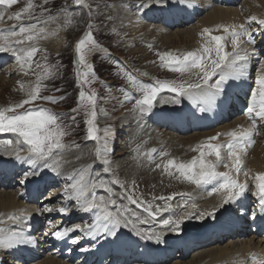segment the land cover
<instances>
[{"label":"snow or ice","instance_id":"snow-or-ice-1","mask_svg":"<svg viewBox=\"0 0 264 264\" xmlns=\"http://www.w3.org/2000/svg\"><path fill=\"white\" fill-rule=\"evenodd\" d=\"M47 2L48 0H44V3ZM17 3L18 0H0V6H2L0 20H3L6 10ZM74 4L78 7L90 8L88 0H74ZM190 7H193V5L188 3L187 0H142L140 4L136 5V10L143 18L146 15V11L165 14L172 11H187ZM33 8L32 0H28L27 6L21 11L8 15V20L35 19ZM44 11L47 10L44 9ZM252 21H256L261 27H264V19H257L253 16L248 22L251 23ZM40 23L41 21L37 20L36 23L21 24L17 30H12L7 35L0 34V53H11L25 75H27L28 70L32 69L34 57L40 49L35 43H30L24 48H14L12 43L24 45L26 41L38 42L41 38H48L45 29L38 26ZM43 23H47V21L45 20ZM87 27L88 31L75 44L76 60L74 64L78 67L76 76L78 86L81 88L78 102L81 104L86 102L85 106L90 107L89 118L85 121L87 136L89 140L94 141L96 144L94 155L96 160L101 163L103 173L111 174V161L107 159L108 129L104 130V137H100L97 134L99 131L96 125L97 96L95 92L88 93L84 88L85 85L90 83L89 78L94 77V65L87 62L86 54L93 51L106 52L107 49L101 48L94 39L92 34L93 25L89 23ZM221 29L227 34L226 36L211 35V30L205 28L201 33L204 43L196 51H188L182 55H175L171 52L158 54L161 63L168 71L183 74L193 69L198 70L197 81L186 84H177L175 81H157L155 85L147 86L138 84L131 75L127 77V80L133 85H137L138 90L142 92V98L136 100V110L141 116L153 109L157 97L162 92L173 93L176 97V104L181 102L180 98H186L201 113H205L215 109L218 103L223 102V98L227 94L226 86L230 81L239 82L247 79L250 61L255 56V52H249L247 48L242 47V38L246 37L249 44H254L255 38L252 32L243 24L239 26H221L216 31ZM52 35H55V33ZM12 38L17 39L13 40ZM229 39L231 44L230 53L225 50L226 42ZM46 59L45 57L44 64L36 63V67L42 71L37 75L34 87L28 91V98L14 107L0 109V134H14L18 138L16 143L20 144L22 142L23 145H26V150L29 153L25 157L20 155L23 149H13L17 162L28 163L32 166L30 171L23 173L21 183L29 182L32 177H40L43 180L42 172L51 171L58 176L61 175L60 156L65 148L68 147L62 142L63 138L68 135L65 131L68 126H62L58 123L60 118L50 113L47 109L37 110L29 108L21 114H7L15 113L18 108H23L24 105H31L37 100L59 103L53 97L41 95L42 81L55 76V72L52 69L56 66H49ZM116 63L119 64L118 61ZM257 64L259 74L255 79V88L250 91L246 109L247 118L251 121L250 126L227 133V136L230 137L227 144L213 143V141H218L221 135L219 133L208 138V141L204 144L197 145L193 149L199 155L193 157L190 162H177L174 159H168L163 165L164 172L169 176L178 173L177 178H182L197 187L215 184L209 195L213 193L222 194L221 203L212 211L201 212L198 217L200 220L206 218L214 219L215 213L219 208L229 204H236L250 190L247 181L240 182L237 177L241 174L243 167L242 157L246 155L247 149L255 143L253 137L258 132L257 121L264 122V59H258ZM57 91H60V89H57ZM72 111L75 112L76 109ZM71 119L75 121L76 117L73 116ZM0 144L7 148H12L13 141L4 140ZM73 147L79 148L80 145L76 144ZM224 149H226V158L222 156V150ZM152 152L155 153L156 149H152ZM160 155L168 156L169 154L163 152ZM209 157H214L215 159H208ZM80 158L77 157V159ZM220 166L229 169V171H218L217 169ZM92 167L94 169V165ZM156 168L160 169L161 164H156ZM233 172L236 175H232L231 173ZM243 175L248 177L249 173L244 171ZM87 176V169L80 170L78 178L74 175H68L66 179L69 184L62 196L73 201L83 212L93 213L94 221L83 229L76 227L58 228L52 233L55 238L63 239L69 237L72 232L79 230L93 240L103 238L109 244H119L124 236L122 229H128L129 232L140 239L154 241L159 244L163 241V232H153L145 228H139L138 225L156 222L165 231L179 233L182 230L181 225L187 213L175 218L158 219L159 214L169 211L167 203L163 207L156 205L155 210H153L154 205L152 203L135 199L133 194L125 193L121 195L119 197L120 201L127 200L128 204L135 205L146 213V217L138 215L136 212L130 211L128 206L113 198L115 193L112 187L104 184L100 179L92 180L87 178ZM96 176H100L99 170L96 171ZM254 180L256 191L252 194L258 198L257 203L260 206V214L264 215V173L256 174ZM35 182L39 183L40 181L37 180ZM110 184L123 187L117 177H113ZM97 189H102L107 193L108 198L106 199L104 196L98 197ZM179 195L183 197L187 193H179ZM153 199L167 202L173 200L174 195L154 197ZM192 206L195 207V205ZM181 207H184V205H181ZM45 210L51 211L52 209L46 206ZM59 212L62 215L67 214L68 208L61 207ZM8 219L14 220L16 217L9 216ZM3 224L4 220L0 219V225ZM49 225L51 227V221ZM75 242L76 240L74 239L73 243ZM34 243V240L25 237L22 232L0 226V250L9 251L22 246L34 245ZM81 250L83 251L84 249ZM253 264H264V261L257 262L254 260Z\"/></svg>","mask_w":264,"mask_h":264},{"label":"rangeland","instance_id":"rangeland-1","mask_svg":"<svg viewBox=\"0 0 264 264\" xmlns=\"http://www.w3.org/2000/svg\"><path fill=\"white\" fill-rule=\"evenodd\" d=\"M27 2L28 0H18L17 4L6 10L4 16L5 21L0 20V28L5 30L4 33L8 34L10 29L17 30L21 24L27 25L31 23H36L37 20L41 21L38 26L45 29L47 28L46 26L49 24L50 19L54 17L55 20H57L59 23H65V26H61L62 28H67L65 29V34H67V40L66 43L63 45L62 49L57 52L50 53V51L48 50L46 51L44 49L39 48L40 51L34 57L33 67L31 70H28L27 75L22 73L20 74L18 72L15 74L14 72L12 73L13 75L11 76V78H7L3 82L0 80V109L14 107L15 105L21 103L24 99L28 98V91L30 90V88L34 87L37 75L40 74L42 71L40 68L36 67V63L38 62L40 64H44L46 57V62L49 66H56L52 69V71L55 72V76L42 81L43 87L41 95L53 97L58 100L59 103H49L43 100H37L31 105H24L23 108H33L37 110L47 109L50 113L55 114L60 118L58 120V123H60L62 126H68L65 128V131L68 133V135H66L62 140V142L68 147L65 148L62 155L60 156V161L62 162V160H64V162H66V165H64L63 162L61 163L60 171L63 176H68L67 174L71 173V166H69L68 164L72 163V165H75L77 161V156L80 152H82L85 148H89L92 150V155L89 156L88 161H83V164L78 166L73 172H79L80 170L87 169V171L89 172L88 174L90 175H88V178H91L93 180L95 171L101 169V163L96 160L94 155V149L96 146L95 142L89 140L87 136V125L85 121L89 118L88 113L90 112V107L85 106L86 102L85 104H81L78 102L79 92L81 88L78 86V80L76 76L78 67L74 64V61L76 60L75 44L78 42L79 39L83 37L84 33L88 31V24L91 23L93 25L92 34L97 43L101 46V48L107 49L106 52H90L92 54L90 59L88 58V55L90 53L86 54L87 62L94 65V77L89 78L90 83L85 85L84 88L88 93L95 92L97 96L96 125L99 129L97 134L100 137H104L105 129H108V132H113L114 130V136L107 138V159L111 161V169L124 165L123 162L124 160H126V158H128V156H130L129 151L131 150H127V146L129 147V143L131 142L130 139L126 137L125 134H123L121 126L122 123L120 120L117 119H119V117L121 118L127 115V112L125 111L129 110V106L136 108V105L133 104V102L135 103L137 99L142 98V92L138 90V86L130 83L127 80V77L131 75L133 79L138 82V84H143L147 86L155 85L157 81H175L177 84L188 83L192 81L195 82L197 81L196 79L198 76V70L193 69L190 72H185L193 76L195 75L190 80V78L188 79L180 73H173L171 71H168L166 67H164L161 63L158 54L171 52L175 55H181L188 51H196L200 49V45L197 44L193 47L191 45V42L182 41L183 43L179 42L174 46H161V48H165V50L163 52H160V47H154L152 44H150L149 40L138 42L136 39H134L133 35L128 34L129 31L126 32L124 27L120 25V27L118 26V12L116 11V6L119 5L120 8L118 9L123 13L128 12L127 9L129 10V12H135L137 11L136 5L140 4L142 0H88L90 8H84L82 6L78 7L74 4V0H48L47 3H44V0H32L34 4L33 14L35 19L28 20L27 18H24L18 22L14 20H8V15L13 14L17 11H21L24 7L27 6ZM230 3L231 5H233V8H235V10L237 9V11L242 14V18L244 19V23H246L247 28L255 29L252 34L255 38L258 23H256V21H252L251 23L248 22L253 16H251V14L249 13V8L246 4V0H243L241 4V9L235 7L234 4L236 2L234 0H230ZM44 9H46L47 11H44ZM0 10H2V6H0ZM45 20L47 21V23H43V21ZM188 28L189 27L179 29L175 28V30L184 31ZM123 32H125V34H122ZM257 37L259 38V35ZM255 42L257 43L253 45L257 46L258 51L260 50L259 47H263L264 39L259 41L255 39ZM29 43L31 42L26 41V45H20V47L24 48V46L26 47L27 45H29ZM33 43H35V41ZM180 49L181 51H179ZM133 50H136V53H134ZM258 52L260 53L261 58L263 59L264 49ZM117 61L119 62V64L116 63ZM12 65L13 63L8 65L6 67L8 68V70H3V74L2 72H0V75L6 76L4 74L6 72L8 73ZM155 69L157 70V72L153 71ZM151 71H153L154 73ZM21 85H23V87H21ZM57 89H60V91H57ZM128 97L130 98V100H128ZM158 97L173 101L170 94H167L166 92L160 93ZM128 101L130 102L129 104ZM23 108H18L15 113L7 114L15 115L20 111V109ZM73 109H76V111L73 112ZM73 116L76 117L75 121L71 119ZM239 118L242 117H237L229 122L217 123L216 125L209 124L208 127L207 125H204L203 128H199V130L201 131H198V129H196V131H198L196 133L197 135L191 134L186 136H179L175 132L170 131H165V135L171 142H175L177 141L176 139H178V141L181 143L189 141L191 142V144L198 143L197 145H201L199 141H197L198 136H203V134L207 132H213V130H216L215 128L218 127L220 128L226 125L230 126L235 120ZM110 121V124H112V129L110 128L111 126L109 124L105 125V123ZM188 123H190L193 128L200 126V123L196 122L195 120L189 119V121H187L186 125L184 126V129L182 128L178 130H185L188 126ZM127 131L128 130L125 131L126 134H128ZM138 133L140 134L139 131ZM138 133L137 136H140ZM7 134L10 133H5L4 135ZM0 135L2 136L3 134ZM76 144L80 145V147H73ZM258 144L261 145L260 147L264 148V142L261 141L258 142ZM157 154L159 155V153ZM158 155L155 154V156ZM132 164L134 166H137L133 162ZM93 165L94 169L92 167ZM113 173L114 172L112 171L111 174H105L101 169L100 176L97 177V179H100L104 184H107L113 188L115 193L113 198L115 199L120 197L119 195H117V193L121 194L120 188H122L123 190H126L125 188H127L130 191H133L132 189H134L135 199L154 200V196L160 197L163 194L171 195L172 192L176 191V186H178L177 183H175V186L174 182H171L173 180L168 179L164 180V182L157 181L155 182V186H150L152 184L151 182L154 183V181L149 180L148 178L147 180H140V177L135 176L137 179V181H135V178L129 179L128 177H120L121 173L119 172H116L114 174ZM113 177H117L123 184V187H120L118 185H111L110 181ZM146 177H149V175H147ZM127 179H129L130 181ZM168 182H171V184L168 185ZM163 189H165L164 192ZM195 189H197L196 185L194 186V190ZM1 191L12 193L7 190H0V192ZM153 194L154 196L147 197V195ZM173 201L174 200H171L167 203L168 207L173 206ZM161 203L162 204L156 203V205H160L161 207L165 206L163 204V201ZM134 212H136L137 214H141L140 211L137 212L136 210H134ZM142 216H144V214H142ZM59 223H61L60 220L56 222V224ZM153 224L155 223L153 222ZM223 244L225 243H221V245ZM238 245L239 244L235 243V247H237ZM3 255H5V252H0L1 258L3 257ZM191 258H188V260L186 261L184 260V262L188 263L192 261V259H194L195 257L192 259ZM45 260L46 258L43 259L41 263ZM175 263L180 262L174 261L168 264Z\"/></svg>","mask_w":264,"mask_h":264},{"label":"bare ground","instance_id":"bare-ground-1","mask_svg":"<svg viewBox=\"0 0 264 264\" xmlns=\"http://www.w3.org/2000/svg\"><path fill=\"white\" fill-rule=\"evenodd\" d=\"M187 1L188 2L190 1L189 3L192 4V1H195V0H187ZM220 1H222V3L220 4H212L210 1H208L204 5L206 8H208V11L206 10L205 14L201 16V18L199 19L197 23L187 26L189 28L184 31L175 30V29H173L174 31H172V30L164 29L166 28L165 26L164 28H161L157 24L151 23L155 19V17L161 15L160 12L146 11V15H144V17L141 18L140 13H138L137 11L129 12L128 9H127L128 12L126 13L119 11L118 9L120 8L119 5L116 6V11L118 12L117 14L118 22L117 23H118V26L120 25L124 27L126 32L129 31L128 34L133 35V38L136 39L138 42L149 40L150 44H152L154 47H160V52H163L165 50V48L163 47L164 49H162L161 46H168V45L174 46L175 44H178L179 42H182V41L191 42V45L193 47L199 44L201 48V45L204 43V38L201 36V33L203 32L205 28L211 30V35H218V34L223 33L222 29L220 31H216V29L220 28L221 26H232V25L239 26L241 24H245L244 19L242 18V14H240L237 11V9L235 10V8H233V5H231L230 0H220ZM200 3L201 2H198L196 0L195 2L196 8L193 5V7H190V10H193L196 13L199 12L200 14L201 10L205 8L204 7L201 9L199 6ZM246 4L249 8V13L251 14V16H255L257 19H264V0H246ZM187 11H172L171 13L162 14L164 15V24L165 25L171 24V20L173 21L175 17L177 19L180 18L181 14ZM3 20L5 21V18ZM50 21H49V24L46 26L47 28H45V33L47 34L48 38H41L38 42H35V44L38 48L44 49L46 51L48 50L51 53V52L59 51L60 49H62L63 45L66 43L67 34H65V29L67 28H62L61 25L65 26L64 25L65 23L64 24L59 23L57 20H55L54 17H52ZM256 31L259 33L257 32L255 33L256 34L255 39L257 41L263 40L264 39V27L258 26V30L256 29ZM4 32L5 30L0 28V34L7 35V33H4ZM53 33H55V35H52ZM122 34H125V32H123ZM258 35H259V38L257 37ZM12 39L14 40L17 38H12ZM228 42H230V40ZM256 43L257 42H255L254 44ZM252 46L254 45L252 44ZM252 46L247 42V38L244 37L242 47L247 48V50L250 52L253 49ZM12 47L21 48L20 45H16L14 43H12ZM133 51L134 53H136V50H133ZM179 51H181V49ZM227 52L229 53L231 52L230 43H229V49ZM7 54L9 55V57L11 58V62L13 63L12 67L9 69L8 72L9 73L15 72V74L18 72L20 74L21 73L24 74V72L21 71L19 65L17 64L15 57L11 53H0L1 60H3ZM91 55H92L91 53L88 55L89 59L91 58ZM256 67L258 69V65ZM250 68L251 66L249 67L248 72H251ZM153 71L157 72L156 69ZM258 74L259 73L257 71L255 73V76H257ZM181 75L185 76L188 79L190 78V80L192 77L195 76V75L194 76L190 75L188 73H183ZM6 77L7 76L0 75V80L2 82L5 81ZM197 79H198V76H197ZM188 83H191V82H188ZM237 87L241 89L247 88L245 81L241 84L234 85V86L227 85L226 86V89L228 91L226 95L227 97H224L223 102L218 104L215 109L207 111L206 112L207 115L203 117L204 119L197 117V113L199 111L198 108L195 105H193L190 101H188L186 98H180L181 102L179 104H176L175 101H169L162 97L157 98L156 103L158 106H154L153 109H151L152 113L149 111L145 113L143 116H141L138 110H136V108L129 106V110L125 111L127 112V115L125 117H121V118L119 117V119H117V120H120L122 123L121 126L123 130L122 131L123 134H125V136L128 137L131 142L129 143L130 146L129 148H127V150L129 149L131 150L129 151L130 156L126 158V160H124L123 162L124 165H121L122 167L120 166V167L112 168L111 172L112 171L114 173L119 172L121 173L120 177H128L129 179H134V178L136 179V177H140V180H142V179L148 178L149 180L154 181V183L151 182L152 184L150 186H155L156 185L155 182L157 181L164 182V180H167V179L173 180L171 182H174L175 186H176L175 183H177L178 186H176V191L172 192L171 194V195H174V199H173L174 201H173V206H170V208H172V212H171L172 214L170 215V217L175 218V217L180 216L183 213H187L183 224L187 223L189 225L190 227L189 231L191 233H194L195 222L197 219H199L198 218L199 214L201 212L207 213L209 211H212L214 208H216L219 205L220 201L218 202V200L216 199L217 197L210 199L208 201L203 200V199H206V196L202 198V194H203L202 190L207 195V193L211 191L212 186H215V184L202 186L201 188L197 187V189L194 190L195 185L190 184L187 181H184L182 178H177L178 173H174L172 176H169L166 172H164L163 164H165L168 159H174L177 162L187 163V162H190L193 157L198 156L199 153L197 151H193V149L196 147L195 145H197L198 143L191 144V142L189 141L181 143L178 141V139H176L177 141L175 142L174 141L171 142L168 140V138L165 135V131H167V129H162L160 127L163 121H167L168 123L172 124L173 127L176 129H182V128L184 129V126L186 125L187 121H189V119L195 120L196 122L200 123V126H198V128H203L204 125H207L208 127L209 124L216 125L217 123H221L223 118L227 116V107L224 106V103L229 101L231 92L235 91ZM128 100H130V98ZM129 103L130 102L128 101V104ZM200 114L202 115L204 113L200 112ZM245 122H246L245 117L239 118L235 120L230 126L226 125L220 128L218 127V128H215L216 130H213V132H207V133H204L203 136H198L197 141H199L200 144H204L206 141H208V138L212 136H216L219 133L221 135L218 141H213V143L224 144L223 134L227 133L229 129H235L237 125H242ZM110 123L111 121L105 123V125H108V124L112 125ZM110 128L112 129V127ZM126 130H128L127 131L128 134L125 133ZM138 131L140 132V134L138 133ZM168 131L173 132L172 130H168ZM198 131H201V130H198ZM137 133L140 136H137ZM112 136H114V130L113 132H110V131L108 132L107 138L112 137ZM4 137H6L5 140H12L13 146H15L16 148H18L17 147L18 145L20 149H23L20 152L21 156L26 157L29 155V153L26 150L27 148L26 146H22L21 143L20 144L16 143L18 138L15 135H12L11 133L7 135H2V136L0 135V138H4ZM2 141L4 140H0V142ZM134 143L136 144V146H134ZM260 144L256 143V146L254 150L249 154L246 160V163L242 162L243 167L241 170V174L239 175L243 179L245 177L243 175L244 171H247L248 173H250L253 176V179H252L253 186L255 185L254 177L256 176V174L264 173V148L260 147L262 145ZM152 149H156V152L153 153ZM163 152H167L169 155L167 157L161 156L160 153H163ZM157 153H159V155ZM155 154L158 156H155ZM91 155H92V150L89 148H85L82 152H80L77 157H81V158L77 159L75 165L74 164L72 165V163L68 164L69 166H71V173L69 175L74 173V176L78 178L79 172H73V171L78 166L83 164V161H88L89 156ZM222 156L226 158V149L222 150ZM13 157H16L14 151H11L8 153H5L4 151H0V159H3V158L11 159ZM162 158H165V159L161 163H159L161 164V168L157 169L156 164H158L157 163L159 162L158 160ZM208 159L214 160L215 158L209 157ZM133 161H136L135 164H139L140 168H137V166H134L132 164ZM62 162L64 163V165H66V162H64V160H62ZM61 163H60V168H61ZM25 166L30 167L31 165H29L28 163H20V162H17L16 160L15 164L11 166L10 168L9 167L3 168V166L0 165V171L1 169H3L2 171H5L6 175H10L12 173L13 168L24 169ZM101 169L99 171H101ZM217 170L220 172L229 171V169H226L223 166H220ZM231 174L236 175L234 172ZM147 175H149V177H146ZM94 179H97L96 171L94 174ZM171 182H168V185H170ZM204 188L207 189V193ZM100 190L102 191V194L100 195L104 196L107 199L108 198L107 193H105L102 189ZM179 193H187V195L182 197L179 195ZM100 195H97V196L99 197ZM150 196L152 197L154 196V194L147 195V197H150ZM162 196L167 197L170 195L163 194ZM29 198H33V196L29 195ZM116 199L118 200L119 198H116ZM161 202H162L161 200L155 199L154 203L162 204ZM181 205H184L185 208L181 207ZM192 205H195V207H193ZM30 210H31V206H26L23 203L17 202L14 194L7 193L4 191L0 192V219L4 220V224L1 226L7 227L10 230H14L13 222L17 221V219H19L22 215H24L23 213H26V211H30ZM177 211H178V214H177ZM77 213L80 214V213H83V211L78 208ZM68 214H70L69 210H68ZM138 215L142 216V214H138ZM9 216L16 217V219L9 220L8 219ZM211 220L212 218L204 219V221H211ZM154 223L155 224L153 225H156L155 226L156 228L157 226H160V225H157L156 222ZM138 227L147 229V226L145 225H138ZM211 233L212 231L208 233V236ZM163 234L166 235L167 237H170L172 241H174V239L176 241L179 240V236L176 233L166 231V232H163ZM24 236L27 237L26 235ZM258 245L259 243H257L256 246ZM252 247L253 246L251 245L250 241H246L244 243L241 242L239 243L237 247H235V243L227 244L225 246L217 245L210 249L203 250L202 252L201 250H199L200 251L199 255L196 256L194 259L191 258L192 261L188 263L181 262V263H175V264H248L246 262L248 253L250 255H255V254H252L251 251H254L255 253L257 252L256 254L258 257L259 251L252 250ZM119 248H121L119 252L121 254L123 250L125 249V247L119 246ZM0 252L4 253L5 251L0 250ZM16 252H17V249H13L10 251V254L14 255ZM260 253L264 256V251H260ZM85 254L89 255V252ZM99 255L100 254H98V256ZM149 256L151 258V261L155 260V257L152 253H150ZM260 261H264V257ZM1 262H2V258L0 256V264ZM39 264H67V263L61 262L59 260H55L53 258H46L45 261H43L42 263L40 262Z\"/></svg>","mask_w":264,"mask_h":264}]
</instances>
